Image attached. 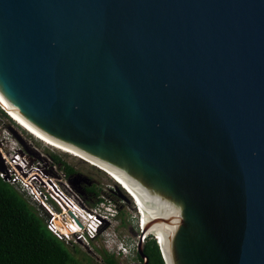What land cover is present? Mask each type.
<instances>
[{"label":"water","instance_id":"1","mask_svg":"<svg viewBox=\"0 0 264 264\" xmlns=\"http://www.w3.org/2000/svg\"><path fill=\"white\" fill-rule=\"evenodd\" d=\"M0 100L129 189L126 264L149 229L163 264H264V0H0Z\"/></svg>","mask_w":264,"mask_h":264},{"label":"built area","instance_id":"2","mask_svg":"<svg viewBox=\"0 0 264 264\" xmlns=\"http://www.w3.org/2000/svg\"><path fill=\"white\" fill-rule=\"evenodd\" d=\"M0 109L19 132L22 129L31 139L49 146L19 126L2 106ZM8 133L9 137L0 139V158L4 165L0 178L33 204L32 207L41 217L46 230L63 243L87 246L90 242L99 240L108 254L133 261L136 257V235L120 236L116 230L120 204L129 201L119 197L120 193L132 200V219H135L136 233L141 230L142 217L135 201L125 189L110 179L112 184H104L99 191L95 189L91 195L84 197L72 188L62 166L50 153L39 151L29 138L20 143L9 131ZM147 238H153L156 242L153 236L145 233L141 240L145 242Z\"/></svg>","mask_w":264,"mask_h":264},{"label":"trees","instance_id":"3","mask_svg":"<svg viewBox=\"0 0 264 264\" xmlns=\"http://www.w3.org/2000/svg\"><path fill=\"white\" fill-rule=\"evenodd\" d=\"M0 114H5L0 111ZM6 117V116H5ZM65 174L73 169L55 154H50ZM114 198L118 196L113 194ZM146 264H163L153 238L144 242ZM72 263L63 242L44 227L34 208L9 183L0 178V264H65ZM106 264H115L110 257Z\"/></svg>","mask_w":264,"mask_h":264},{"label":"rangeland","instance_id":"4","mask_svg":"<svg viewBox=\"0 0 264 264\" xmlns=\"http://www.w3.org/2000/svg\"><path fill=\"white\" fill-rule=\"evenodd\" d=\"M0 111H2L0 109ZM3 112V111H2ZM4 113V112H3ZM5 114V113H4ZM6 115V114H5ZM9 118L0 114V139L2 137H9V129L14 131V134L18 136L21 141L24 139H30L34 145L41 151L42 153H50L57 155L60 160L69 164L74 170L79 172L83 175L84 178L87 180H93L96 183V190L99 191L103 187L104 184H112V178L108 176V173L100 170L99 168L93 166L92 163H87L86 161L79 159L75 156H71L70 154L64 153L60 150H57L51 146H46L31 139L28 134L21 129V132L16 129V126L12 123ZM8 127V128H7ZM18 127V126H17ZM23 131V132H22ZM13 136V135H12ZM14 137V136H13ZM15 138V137H14ZM126 196V195H125ZM23 198L28 201V203L32 206L33 204L26 199L24 196ZM127 200H129L125 204H120V208L118 214L116 216V230L118 235L125 236V235H133L135 234V219H132L134 215V207L131 198L126 196ZM37 212V211H36ZM88 247L77 244V243H65L66 249L69 252L73 262H67L65 264H106L107 259L112 257L108 254L104 247L101 245L102 243L99 240L89 243ZM115 261V264H125L129 262L127 258L123 257H112Z\"/></svg>","mask_w":264,"mask_h":264},{"label":"bare ground","instance_id":"5","mask_svg":"<svg viewBox=\"0 0 264 264\" xmlns=\"http://www.w3.org/2000/svg\"><path fill=\"white\" fill-rule=\"evenodd\" d=\"M0 106H2L7 112H8V115H10V117L19 125L21 126L23 129H25L28 133H30L31 135H33L34 137H36L37 139H39L40 141L44 142L45 144L57 149V150H60L64 153H67V154H70L71 156H75L79 159H83L85 160L87 163H92L94 166L98 167L99 169H101L102 171H104L105 173L107 172L108 173V176L110 178H112L114 181H116L119 185H121V187L123 189H125V191L132 197V199L135 201L133 195L131 194V192L129 191V189L119 180L117 179L113 173L111 171H108L104 168H102L100 165H96L94 162H91L90 160H87L85 159V157H83L77 150L75 149H68V148H64V147H61L57 144H54L53 142L43 138L42 136L38 135L37 133H35L33 130H31L27 125H25L22 121H20L16 116H14L6 107L5 105L2 103V101L0 100ZM135 204L137 205L138 209L140 210L137 202L135 201ZM141 212V211H140ZM149 229V228H148ZM149 231H151V233L154 235V237L156 238L155 234L153 233L152 230L149 229ZM157 239V238H156Z\"/></svg>","mask_w":264,"mask_h":264},{"label":"flooded vegetation","instance_id":"6","mask_svg":"<svg viewBox=\"0 0 264 264\" xmlns=\"http://www.w3.org/2000/svg\"><path fill=\"white\" fill-rule=\"evenodd\" d=\"M66 175L72 188L75 189L80 195L84 197H88V195L89 194L91 195V193L96 189V183L93 180H87L86 178L83 177V175H81L79 172H77L74 169L69 174ZM89 245L90 244H88L86 247H88ZM133 261H139L137 254ZM118 264L120 263L118 262Z\"/></svg>","mask_w":264,"mask_h":264},{"label":"clouds","instance_id":"7","mask_svg":"<svg viewBox=\"0 0 264 264\" xmlns=\"http://www.w3.org/2000/svg\"><path fill=\"white\" fill-rule=\"evenodd\" d=\"M23 132V131H22ZM156 243V242H155ZM156 245H157V243H156ZM158 248V247H157Z\"/></svg>","mask_w":264,"mask_h":264},{"label":"crops","instance_id":"8","mask_svg":"<svg viewBox=\"0 0 264 264\" xmlns=\"http://www.w3.org/2000/svg\"><path fill=\"white\" fill-rule=\"evenodd\" d=\"M65 244V243H64ZM112 256V255H111ZM113 257V256H112Z\"/></svg>","mask_w":264,"mask_h":264}]
</instances>
